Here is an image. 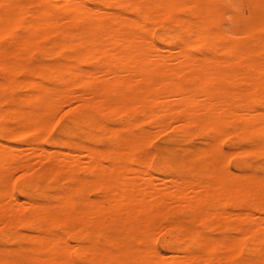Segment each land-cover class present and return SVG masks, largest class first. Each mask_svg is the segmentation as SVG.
Segmentation results:
<instances>
[{
	"label": "bare ground",
	"instance_id": "obj_1",
	"mask_svg": "<svg viewBox=\"0 0 264 264\" xmlns=\"http://www.w3.org/2000/svg\"><path fill=\"white\" fill-rule=\"evenodd\" d=\"M0 1L9 4L0 6V228L34 232L23 236L30 245L0 246V264H264V171L244 161L240 173L230 171L222 142L236 135L248 146L235 154L264 153V0H249L244 42L218 31L225 19L221 12L217 22L216 0H131L130 9L109 10L83 0L42 9ZM145 35L158 46L145 47ZM48 39L57 61L33 72L29 50ZM76 102L77 110L112 111L116 126L102 115L75 116L74 130L51 141L56 150L41 147L50 109ZM145 123L156 132L195 126L206 145L184 148L189 133L176 147L148 151L156 132L147 139ZM34 161L39 179L17 188L42 200L16 199L10 176ZM91 188L98 198H89ZM200 225L238 237L216 240ZM164 229L180 238L165 240L170 255L149 250Z\"/></svg>",
	"mask_w": 264,
	"mask_h": 264
},
{
	"label": "rangeland",
	"instance_id": "obj_2",
	"mask_svg": "<svg viewBox=\"0 0 264 264\" xmlns=\"http://www.w3.org/2000/svg\"><path fill=\"white\" fill-rule=\"evenodd\" d=\"M32 1L33 0H22L20 4H24V5L26 4L24 7H28V8H32V9L33 8L36 9L37 7H38L37 9H42V8L47 7V6H48L47 8H50V6L53 7V8H55V7L63 6V5L66 4V0L64 1L65 4H64V2H62L63 0H59V1L58 0H54V1L53 0H49V2L47 0L48 3L45 0L44 1L42 0L43 2H41V0H37L38 1V4H37V2H35V0L33 2ZM39 1L41 3H39ZM51 1H53V2H51ZM56 1H57V3H56ZM216 1L215 2L218 4V7H216L217 8L216 11L218 12V14L216 13L217 16H218L217 17L218 18L217 19V22H219L222 19V17H224L223 19H225V20H223L224 21V24H223V22H221L222 20L220 21V23L222 25H220V23H219V27L221 26V28H218L217 27L218 28V31L219 32L222 31L221 33H224L225 35H227V34L228 35H231V37L233 36L234 38H235V36L237 38H239V39L242 38V40L240 39V41H243V42L244 41H247L248 40V36H249L248 35V29H249L248 24H251L252 23V16H250V15H252V13H251L252 7H251V4H250L249 0H225V1L224 0H216ZM222 1H224V2H222ZM28 2H29V4H28ZM50 2L52 3V5H50L51 4ZM83 2H84L85 5H98V6H102V7H99V8H108V6H113L110 9H125V8L126 9H128V8L130 9L131 6L134 4V2L131 1V0L130 1L129 0H83ZM132 2H133V4H132ZM215 2H214V4H215ZM58 3L61 4V5H59ZM234 3H241V4H244V5L248 6L249 7V13L250 14L248 13V15L245 16L243 14V12H239L238 15H240V16H237L236 14H237L238 11L235 8L232 7V5ZM0 4H2L0 6H8L9 5L8 3L7 4L4 3V2L1 3V1H0ZM41 4H43V5H41ZM217 4H216V6H217ZM220 4H223V5H220ZM56 5H58V6H56ZM20 6H22V5H20ZM222 6H225V8L227 9V11H228V8H232V9H229V11L227 13H224V11L226 12V9L225 8H222ZM231 11H234V12H231ZM221 12H222V17H221ZM219 13H220V16H219ZM233 15L236 16V17H239V18H237V20L236 19H233V18H236ZM129 16H132L133 17L135 15L133 13H129ZM183 17H185V15ZM238 21H239V23H238ZM217 26H218V23H217ZM155 27H156V29H154V30H155L156 33L157 32L160 33L162 31V28L160 26H157L156 25V26H154V28ZM223 30H224V32H223ZM233 32H234L235 36L233 35ZM6 46L7 45H5L4 47H6ZM51 46H52L51 45V39L50 40L49 39L48 40H45L42 43V47H44L43 49H30L29 50V54L31 55V60L27 61V60L23 59L21 62L24 64L23 61L25 60V65H26V63L29 62V66H31V67H29V66L28 67L33 72L39 71L40 70L39 67L41 68V66L44 65V64L53 65L57 61V59H56V56L52 55L51 52H50V50H49V48ZM195 52L196 53H199L201 51H199L198 49H196ZM10 59L11 60H14L12 57ZM35 64L36 65H39V67L37 66L38 67L37 69H36ZM20 75L25 76L23 73L20 74ZM20 75H19V78L20 77L22 78L23 76H20ZM0 76H1V71H0ZM75 104H74L75 105L74 108H72V106L69 107L68 105L67 106L66 105L63 106V107H68L70 109L69 110V113H68L69 117H75V116H80V115H89V113H90V115H96V116L102 115L103 118L106 120V122L109 125L116 126V123H117L119 117L117 115H115L112 111H105L103 113H100V111L97 108H95L94 106H91V105H88V106H85V107H79L78 110H77V107L76 106L78 104H77V102ZM3 108H5V107H3ZM81 108H83V109H81ZM2 122H3V120H0V124ZM172 124L173 125H169L170 126V129H169V127H166L164 129L161 128L163 130V132L160 131V130H158V132H156L157 129H155V128H157V127L153 128V127H151L152 125H150L149 123H145L143 125V128H145V127L147 128V129L145 128L146 132H147L148 129H150L148 131H151V130L154 129L155 131H151V132H153V133L156 132L157 133V134L154 133L155 135L154 134L152 135V133L147 132V139H148V136L150 134V138H151V135H152V138L151 139H153V140L152 141L151 140L150 141L147 140L148 143L146 141L145 149L148 150V151H151V152H157V151H159V150H161L163 148H166V147H176V144H175L176 141L184 140L186 138V135L189 134V133H190L189 135H191V136H188L187 137L188 139H186L185 141L182 142V146L184 148L191 149V148H194L196 146L197 147L199 146L200 148H202V147H204L206 145V135H205V133L202 130H200L198 128H195V126H188L185 130H182V129L179 130V129H176L177 127H175L176 126V125H174L175 123H172ZM172 127H175V128L173 129ZM159 132H161V133L158 134ZM34 135H35L34 133H29L28 138H31ZM41 135H43L42 136L43 138H42V140L40 142V146L41 147H43L44 149H47L48 148L47 150H56L57 149V147H55L51 143H49V140L51 139V135H52V133H51V131L49 129H47V131H45V132H42ZM154 136H156V137L153 138ZM168 136H169V138H168ZM78 137L81 138V136H74L73 138L77 139ZM224 137L225 138H223V140H222V142H223V149H224V151L230 150L229 151L230 154L228 153V151H226L228 153L227 160L226 161H227V166L230 169V171H232L234 173L235 172L240 173V171L236 167V164H237L238 161H244V162H247V163H249L251 165V170L253 172H255L256 174H259L260 175V174L263 173L264 170H262V169H264V153L259 152V151H250V152H247L244 155L235 154L234 152L235 151H238L236 149H240L241 147L243 148L244 146L245 147L248 146V143H247L248 140H244V139L242 140L238 136L232 135V134L231 135H228V136H224ZM3 142L4 143H7V144H12V145L20 146V147L22 146V148L23 147L26 148V146H24L20 142L13 141L11 139H4ZM227 143H229V144H227ZM35 160H38V159H35ZM38 161H34V162H37V166L38 167L35 168V166H36L35 165L34 166V169L31 170L30 172H25L24 173L22 171V173H19L21 171V168L19 169L17 167H16L17 169L15 167H12V170H10L12 172L9 174V176L15 171L13 169L19 170V172L18 171H15V173H13V175H11V176H14L16 174V176H14V178L12 177L13 179L10 176V180H11L10 181L11 182L10 184H11V186L13 188V192H14V195H15L16 199H19V200L20 199L21 200L23 199L25 201H27V200L41 201L42 200L41 199V196H39L38 194H34V196H32L29 199V198H27V197L19 194V191H18V188H17L18 183L21 184L24 181H28V180L29 181H31V180L36 181V180L39 179L36 176L37 173H38V170H39V166H40V164H39L40 162H38ZM154 168H155V165H154ZM10 171L8 170V172H10ZM186 171L187 172H191V168L190 167H187L186 168ZM8 172L6 173L7 176H8ZM45 184L50 185V181H45ZM91 190H92V188L89 190L90 192L88 193L89 198L95 199V197L98 198L100 196V192L99 191H97L95 189H93L92 191ZM45 191L46 192H52L49 188H46ZM25 201H22L21 203H23ZM231 209L233 211H235V212H239V211L241 212V211H243V209L242 208H239V207L238 208H231ZM261 215L264 216V213H262ZM162 223H163L164 226H168L167 224H169V219L163 220ZM23 227H24V229H23ZM200 229H202L205 232L206 235H208L209 237L214 238L216 240L223 239L226 236H228L230 238L231 237H235L234 235L237 234V233H225L222 229H219V227H216L215 225L209 226V229L207 227H203V226L200 225ZM160 231H161V233H160ZM160 231H158L159 234H157V231H156V233H154L153 236H155L156 238L152 236V239H150L149 243L151 244V246H153L154 248L158 249L159 252H161L163 254H166V255H170V253L167 250H165V248H164L165 240L167 238H170L171 237L174 242H178L180 240V238H179V236L176 233H173L172 235H168L169 233H166L165 229L163 231L162 230H160ZM17 232L18 233H12V231L8 232V231H4V230H2V228H0V246H4V247L9 248V249L10 248L14 249L15 247L17 248V246L19 247V246L30 245V243H28L23 236H25L26 234L28 235L29 233H31V234L33 233L34 234V232H32L31 230H29L26 226H20L17 229ZM155 234H157V236ZM153 238L155 240H153ZM70 242L73 244L75 241H73V240L70 239ZM74 244H76V243H74ZM238 258L240 259L241 256H239Z\"/></svg>",
	"mask_w": 264,
	"mask_h": 264
},
{
	"label": "snow or ice",
	"instance_id": "obj_3",
	"mask_svg": "<svg viewBox=\"0 0 264 264\" xmlns=\"http://www.w3.org/2000/svg\"><path fill=\"white\" fill-rule=\"evenodd\" d=\"M85 7L88 8H98L102 6L98 5H87ZM113 6H108V8H105L104 10H109ZM233 8H235L238 12H243L245 16L249 13V7L241 4V3H234L232 5ZM261 27L264 28V21H262ZM141 39L147 41L145 47H156L158 46L156 44V41L151 40L148 36H142ZM150 55L153 53H149ZM75 105H72V108H74ZM69 108L68 107H60V108H51L49 111V116L47 117L46 121L44 122V127L46 129H50L52 135L51 139L49 140V143H51L52 140H57L64 138V136L73 131L72 121L75 119V117H69ZM262 196H264V192L261 193ZM262 209H264V204L261 205ZM150 251L159 254L158 249H149ZM155 264H162L160 261H156Z\"/></svg>",
	"mask_w": 264,
	"mask_h": 264
}]
</instances>
